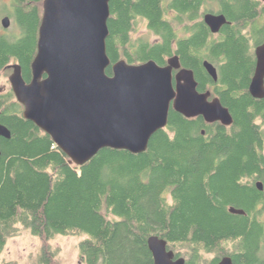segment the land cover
Instances as JSON below:
<instances>
[{"label":"trees","instance_id":"obj_1","mask_svg":"<svg viewBox=\"0 0 264 264\" xmlns=\"http://www.w3.org/2000/svg\"><path fill=\"white\" fill-rule=\"evenodd\" d=\"M11 3L8 17L20 33L0 37V73L18 64L29 83L44 0ZM192 5L190 0L172 6L169 0H112L107 74L113 76L112 66L123 59L163 66L178 55L182 66L193 70L199 92L211 91L230 109L233 125L188 119L172 109L168 126L153 136L146 152L106 148L77 166L23 117L13 91H5L0 123L12 136L0 137V257L24 228L43 242L36 264H61L50 245L57 236H85L81 264H154L152 236L166 240L187 264H218L224 257L233 264H264V156L253 125L264 119V99L248 92L254 59L232 31V40L222 43L208 41L206 28L201 39L180 37ZM248 6L242 5V15ZM171 8L177 23L169 18ZM139 17L157 41L132 42ZM189 50L219 68L218 83ZM219 55L225 56L221 63ZM231 207L246 215L231 214Z\"/></svg>","mask_w":264,"mask_h":264},{"label":"water","instance_id":"obj_2","mask_svg":"<svg viewBox=\"0 0 264 264\" xmlns=\"http://www.w3.org/2000/svg\"><path fill=\"white\" fill-rule=\"evenodd\" d=\"M112 0H44L37 54L27 83L21 66H9L12 91L24 107L23 117L49 135L55 145L77 165L83 166L101 150L110 148L142 154L151 139L169 124L175 110L188 119L203 117L209 124L234 123L231 112L210 91L201 93L193 70L182 68L178 56L166 66L151 60L131 65L120 60L112 66L107 53L108 23ZM11 19L2 20L4 29ZM225 18L207 15L213 33ZM258 63L250 84L254 98L264 99V46L257 50ZM203 67L214 80L217 69L209 62ZM175 71L178 73L175 74ZM11 131L0 123V137L11 139ZM0 151V157H1ZM263 191V184L257 183ZM230 213L245 216L231 207ZM154 264H186L175 260L166 240H148ZM218 264H233L224 257Z\"/></svg>","mask_w":264,"mask_h":264},{"label":"flooded vegetation","instance_id":"obj_3","mask_svg":"<svg viewBox=\"0 0 264 264\" xmlns=\"http://www.w3.org/2000/svg\"><path fill=\"white\" fill-rule=\"evenodd\" d=\"M174 1L175 0H169V5L172 6V3H174ZM190 3H193L192 6H194V8L190 9V11H188L185 14L186 21L184 22L183 26H180V29L183 31V33L180 34V37H183L186 40H191L195 37L201 39L203 35V33L201 34V30L206 28L209 31V34L207 36L208 41L222 43L223 41H228L229 39L232 40L231 38H228L229 37L228 32L232 31L235 37H237L236 38L237 40L242 41V43H244L245 46H248L247 52L254 59V68H253V72L251 74L250 83H249V87H250L252 79L255 76L257 63H258L257 50L261 48L262 46H264V0H190ZM246 3L247 4L249 3V6L246 8V12L244 13V15H242L241 14L242 13L241 10L243 9L242 5ZM168 13H169V18L175 23H177L176 20L178 17H176L177 12L175 11V9L171 8ZM207 15H213L215 17L225 18L226 20L225 23L222 24V26L220 27V30L217 33H213L210 27L206 24L205 17ZM136 21L138 22L137 32L141 24H145L147 31L150 32L148 28V22L145 19H141L139 17V18H136ZM135 34H133L132 36L135 41H132V42L139 43L140 41H137V40H140L142 38L141 37L135 38ZM150 34L152 37L155 38V40L150 41V43H153L158 40V38H156L153 33H150ZM2 35H4V33ZM239 37L240 39H238ZM193 53L194 54L191 53V50L188 51L189 55H192L194 57L197 56L198 59H202L203 64L205 62L211 63L208 59L204 60L201 54L199 55L198 51L195 50L193 51ZM170 58L167 59L166 65ZM217 59L221 63V61L225 59V56L219 55ZM211 64L217 69L218 80H219V74H220L219 68L215 64L213 63ZM131 65H135V64H131ZM166 65H163V66H166ZM182 68L184 67L182 66ZM9 71H13V70H9ZM176 73H178V71H175V74ZM218 80L217 81L213 80V81L215 83H218ZM249 87H248V92L251 95ZM10 89L12 90L11 83H10L9 89H6V90L0 89V94H3L5 91H9ZM221 91H225V89H222ZM214 98H219V97H214L212 95L210 100ZM254 99H257V98H254ZM257 100H262V99H257ZM225 107L228 108L227 106ZM253 125L256 127L257 132L260 135V138L262 141V148L259 151L262 152L264 156V119L261 117H258L253 122ZM169 250L173 251L171 249ZM173 252L175 253V251ZM180 258L181 257H177L175 253V260H178ZM184 259L186 261V258ZM186 264H187V261H186Z\"/></svg>","mask_w":264,"mask_h":264},{"label":"rangeland","instance_id":"obj_4","mask_svg":"<svg viewBox=\"0 0 264 264\" xmlns=\"http://www.w3.org/2000/svg\"><path fill=\"white\" fill-rule=\"evenodd\" d=\"M11 5V0H0V37L3 36V33L5 35H11L8 33L18 35L20 33L19 28L14 25L12 19L8 29H4L2 26V19L9 16L8 12L10 7H12ZM140 37L151 39V41L155 40L150 32L147 31L145 24H141L138 32L135 34V38ZM11 72L5 71L0 73V89H9V76ZM83 239H85V236H57L50 241V245L54 250L58 251V259L61 264H81L79 244ZM42 246L43 242L40 238L33 236L24 228H19L18 234L8 240L0 257V264H36Z\"/></svg>","mask_w":264,"mask_h":264}]
</instances>
